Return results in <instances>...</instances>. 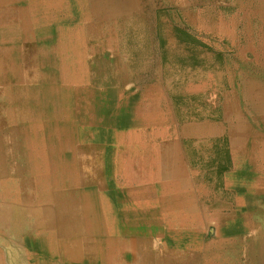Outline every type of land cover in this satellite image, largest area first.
I'll use <instances>...</instances> for the list:
<instances>
[{"label":"bare ground","instance_id":"1","mask_svg":"<svg viewBox=\"0 0 264 264\" xmlns=\"http://www.w3.org/2000/svg\"><path fill=\"white\" fill-rule=\"evenodd\" d=\"M38 1L40 11L50 21L39 27L33 20V4L20 7L17 0H0V25L8 26L0 29V52L5 49L9 55L0 64L8 61L12 67L11 72H2L0 77L8 83L10 78L20 77L28 86L24 93L34 99L38 95L49 98L50 113L45 117L58 118L62 133H54L51 126L41 127L38 118L34 128L43 130L39 142L49 150H40L43 145L32 140L33 145L27 137L23 144L28 143L30 149L22 145L27 150L25 163L15 162L9 152L0 160V201L4 202L0 204L1 226L9 228L14 214L20 224L26 223L33 217L29 210H50L49 206L54 210H80L76 256L95 259L99 264H114L119 253L128 255V250L134 248L139 255L142 247L115 239L112 246H88L86 236L96 232L91 227L93 223L99 228L111 223L113 234L121 235L173 225L180 231L170 238L204 249L211 264H264V133L252 126L257 114L264 118V83L250 74L241 76L237 73L240 68L229 63L221 70L177 73L170 69L162 77L154 51L143 47L150 23L141 10L154 7V0ZM178 1L160 0V6H176L179 15L198 33L216 41L228 39L239 55L248 54L252 61L264 64V0H230L231 11L225 16L215 10V3L223 0ZM8 3H13L12 8L3 10ZM55 10H62L63 17L56 18ZM168 13L173 23L174 14ZM76 16V26L56 27V22H68ZM128 32L136 42L137 52H141L131 66L123 55L124 35ZM171 37L167 43L173 48ZM106 49L112 50L108 59L104 56ZM18 69L23 70L18 73ZM94 73L105 79H95ZM178 79L183 84L174 89L173 82ZM129 83L141 88V96H124L118 105ZM5 88L0 96L24 94ZM170 90L190 98V103H184L180 122L168 114L166 106L162 107ZM194 96L198 99L191 104ZM28 110H41V106ZM145 122L153 130L151 133H142ZM183 138L201 148L196 158L200 161L210 160L212 146L225 145L231 163L221 176L220 190L187 157L182 149ZM66 146L82 151H75V170L63 175L59 173L58 154ZM120 146L132 149L131 155L137 153L141 160L115 152L113 161L105 158ZM99 150L102 153H97ZM146 151L152 153L150 158L142 157ZM12 169H16L14 174ZM64 177L76 183L77 195H61L59 183ZM116 177L119 190L104 193L103 179L113 185L111 178ZM35 191L41 193L39 202L31 200L30 194ZM109 196L114 199L111 201ZM151 201L155 204L148 206ZM96 208L99 210L94 214ZM110 208L111 215L107 213ZM9 210H15L14 214ZM114 210H159L160 220L150 213L118 214V219ZM211 225L215 230L206 238L205 230ZM11 256L9 264H24L22 258L15 260Z\"/></svg>","mask_w":264,"mask_h":264},{"label":"rangeland","instance_id":"2","mask_svg":"<svg viewBox=\"0 0 264 264\" xmlns=\"http://www.w3.org/2000/svg\"><path fill=\"white\" fill-rule=\"evenodd\" d=\"M17 1L18 2L16 5H19V4L27 5L28 4L29 6L33 4L34 6L33 9L35 13L34 15L35 18H33V20H35V23L39 24L38 27L40 25L44 26L47 22H50L49 20H46V18L44 17L43 14L45 13L40 11V6H39L40 3L38 0H33V1L17 0ZM180 1H185L186 3H188L191 0H179L178 2ZM200 1L202 2L203 0H200ZM229 3H230V0H223V2L220 4L215 3L217 4V6H215V10L225 16L226 15L225 13L228 14L229 11H231V8L228 6ZM152 5L154 7L152 6L151 8L148 7L147 11H144L143 8L141 10V15L148 16L149 23H150V27L147 31V36L144 40L145 44L143 43V47L144 49H146L147 46H149L151 53L154 51L153 53L155 54L158 60L159 66L161 68L162 77L165 74V71L170 70V69L176 70L177 73H180L183 71L221 70L223 66L229 63L235 68H240L237 71V73L242 74L241 76H244L245 74H250L253 77H256L257 79L261 80V83H264V64L256 63L252 61L250 55L248 54L239 55L238 52H236L233 49L232 43L228 39L223 38V39H219L218 41H216V40L209 39V37L205 36L204 34L198 33V30H196L193 26L185 22V20L179 15V11L177 10L176 6H172L170 8H163V7L161 8L160 0H154ZM11 6H13V3H8L5 6H3L2 9L10 10L12 8ZM74 6H77V5L74 4ZM189 6H190V3H189ZM227 6L229 8H227ZM162 11H165V15H161ZM168 12H171L174 14L175 21L173 23H171L169 20ZM63 13L64 12L62 10H59V11L55 10L53 12V15L56 16V18H60V17H63ZM76 18L77 16L74 19L73 18L70 19L71 21L69 20L68 22L58 23L59 22L58 21L56 23L59 24V26L55 23L56 27H60L61 25H65V24H67V26H76L78 24V21H76ZM7 27L8 26H6V24L0 25V29H6ZM168 37H171L172 39H174L173 48L169 47L167 43L169 40ZM6 43L7 42H4V46ZM215 43L218 45V47H216ZM124 44L126 48L123 52V55L126 56L127 59L131 61V64H130L131 66L133 62L141 56V52H137L136 46H135L136 42L129 32L124 35ZM2 50L3 51L0 52V62L5 61L7 57L9 56L8 52L5 49H2ZM111 51H112L111 49H106L104 51L105 58L108 59L110 57V54L112 53ZM71 56L75 57L76 55L72 54ZM9 69L11 70L12 67L11 65L9 66L8 61L7 63L6 62L3 63L2 65L0 64V75L2 74V72H11L9 71ZM249 71H251V73ZM94 74H95L94 75L95 79L96 78L100 80L105 79V77L102 76L101 74H98V73H94ZM6 82L8 83L7 80L1 79L0 77V84L1 83L4 84ZM193 82L197 83L199 81L193 80ZM237 82H239V80ZM179 84L180 85L183 84V81L181 79L174 80L173 85L175 86H173V88L178 89V87L180 86ZM124 89H125L124 94H122L118 98V105L122 104L124 100V96H125V99L126 97H129L130 95L132 97L141 96V88L134 87L133 84L129 83V86H124ZM3 90L4 88H0V92ZM10 91H13V89L10 88ZM196 98L198 99V96H194V98L191 101V104ZM189 99L190 98L185 95H181V94L177 95L176 92L173 93V91L170 90V93L166 95L165 99L163 100L162 107L164 108L166 106L169 110L168 114L171 117H173L175 120L180 122V119H179L180 113L186 107L184 103L186 102L190 103L188 101ZM44 101H48L47 98H44ZM49 101L51 100L49 99ZM179 105L182 108L179 107ZM136 120L138 121V118L134 117V121ZM47 122L51 124V131H53L54 133H62L61 132L62 127H59L58 122L56 121L54 122L53 120H48ZM144 124L146 126V129L144 128L142 130V133H145V134L151 133V131L153 130L150 128L148 123L145 122ZM252 124L255 130L260 131L261 133H264V118L262 117V114H257L254 117ZM41 134H43V132ZM40 136L41 135H35L33 137V140L37 141L38 142L37 144L43 145V143L39 142L41 138ZM161 138L164 139L163 136H161ZM181 143L183 146L182 149L184 150L187 157L190 158L193 165L198 166L199 169L202 170L207 177L210 176L211 181H212L211 184L213 186L215 185L217 190L218 189L220 190L221 176L225 172V170H227V168L229 167L231 163V157H230V154L227 148H225V145L219 144V145L212 146V148L209 150V152L211 153L210 160L205 159L203 161H200L196 158L200 154L201 148L191 146L190 140L185 139V138L181 140ZM148 148H151V147H148ZM112 150L113 151L112 152L110 151V153L114 154L115 152L116 155H119L125 158H128L129 154H132L133 152L132 149H129L127 147L123 148L121 146L115 149H112ZM148 151H146V155H143L146 158H150L152 156V153H148ZM97 153L100 154L102 152L101 150H99V152ZM206 153H208L207 150H206ZM134 160L140 161L141 160L140 156H136ZM19 161L21 164L22 162L25 163L23 159H19ZM146 164H139V165L143 168L147 166ZM133 168L134 170H136L135 165L133 166ZM15 172H16V169L11 170L12 174H14ZM118 178L119 177H116L114 180L118 181ZM25 179L26 177L23 178V180ZM114 180H112V182ZM113 185L103 184V187L105 188V190L107 189V192L109 193L111 191H118L119 188L117 187L116 183H114ZM221 194L225 195L224 192H221ZM30 197L32 201L39 202L41 200V193L38 191H35L32 194H30ZM50 201H53V199H50ZM150 203L151 204H149L148 206L154 205L155 201L154 202L151 201ZM0 204H4V202L0 201ZM5 204H7V202ZM45 204H48V203H45ZM12 205H16V204H12ZM47 208L50 210H54V209H51L52 206H49ZM9 211L12 214H14L15 210H9ZM19 211L25 212L26 210H19ZM29 211H31V215L33 217H29L26 223L21 222L20 224V221H18L16 214H14V215H11L12 219L9 220L11 222L9 228H4L0 224V254L3 259V264H6V263L9 264L8 260L12 254L15 255L14 257L11 256L14 259L16 258L15 260L22 258L24 261V264H36V262H34L33 260L37 258V254H39V256L42 257L41 247L36 246V245L39 244L40 241H42L43 236H44L43 228H44V222L47 220L45 216L46 213L43 210H29ZM158 212L159 210H147V213L155 214L156 220L159 221L160 215L158 214ZM214 230H215V225H211L208 229L206 228L205 237L207 238L211 236ZM179 231L180 229L173 225L171 227L163 226L161 228H155V229H151V227H148L147 231L144 234L146 237L152 238L153 233H156V235L158 236L157 238L156 237L155 238L161 239V241L163 242V241L169 240L171 234H179ZM168 236L169 238H167ZM172 239H175V238L172 237ZM13 251L15 253H13ZM66 264H76V263L67 262Z\"/></svg>","mask_w":264,"mask_h":264},{"label":"crops","instance_id":"3","mask_svg":"<svg viewBox=\"0 0 264 264\" xmlns=\"http://www.w3.org/2000/svg\"><path fill=\"white\" fill-rule=\"evenodd\" d=\"M20 7H23V4H21ZM20 42L22 43L23 41L21 40ZM22 70L23 69H18V73ZM21 81L20 77L14 76L13 78H10V83H1L0 88L6 87V89L12 88L13 90H19V92L22 93H24L25 90L27 92V83L24 85ZM36 97L37 98L34 99V97L28 93L18 96H14L12 94L0 96V160L5 159L7 157L6 153L9 152L10 157H12V155L15 157V162L18 163L19 159H23L25 161L24 155L27 150L24 148H30L28 143L23 144L24 138L28 137L29 142L33 144V137L35 135H40V133L43 132V130H35L34 124L36 119L40 118L41 127L50 128V121L47 122L49 119L45 117L46 114L50 113L47 110V106L50 103L48 100L49 98H47L48 101H44L42 96L38 95ZM35 102L37 104L34 106ZM38 104L41 106V110H28L29 107H32V109L37 107ZM51 120L54 122L56 121L59 124L58 118L54 117ZM14 141H17V143H13ZM43 147L44 148L39 149L49 150L48 148H45V145H43ZM76 150L80 151V153L82 151V149H74L72 146L60 148L58 154L60 156L59 163L61 164L59 170L60 174L65 175L66 172L70 173L72 168L74 169L77 167V161L75 159L77 157V154L75 153ZM112 151L113 150H111V152ZM134 154L139 156L137 153ZM130 155L131 154H129V156ZM131 156L133 159L136 157L134 155ZM105 158H110L109 160L113 161V153L106 155ZM69 176L70 174L67 175V177ZM112 180L114 179L111 178V181ZM67 181L68 179L64 177V180L59 183V191L61 195H77L76 190L78 186L76 183L74 182L75 184H71L70 182L72 180L69 182ZM107 181L108 180L104 178L102 182L103 184H106ZM112 183H115V180ZM101 188L104 193L109 194L103 185ZM107 198H110L111 201L114 199L112 196ZM97 210L99 209L96 208L93 210L94 214L95 212L97 213ZM110 210H112V208L107 209V211H109L107 213H110ZM43 211L46 213L45 216L47 220L44 222L43 239L36 245L41 247L42 252V257L37 254V258L33 260L36 264H66L67 262L76 264H99V262L95 259L89 260L86 259V257L79 258L76 256L75 248L78 246L76 241H78L77 239L81 218L80 210ZM129 213L140 215L147 213V210H114L113 212L115 216L117 215L118 219L120 218L118 214H122L124 216V214ZM91 227L95 228L96 232L86 236V243L88 246L91 245V247H97L99 244L103 246H112L114 239L128 244H141V246H139L142 247V249H140L141 253L139 255L134 250L135 248H130L131 250H128V255H124L121 251L122 254L120 255L119 253L117 259L112 261L114 264H211L208 255L204 252V249H200L194 244H184L178 242L176 239L172 238L162 242L161 239H156L158 236L156 233H153L152 238L146 237L144 233L147 231V228L137 232H125V234L121 235L113 234L111 223H106L103 227L101 226V228H99V224L97 226L96 223H93ZM101 264H103V262H101Z\"/></svg>","mask_w":264,"mask_h":264}]
</instances>
